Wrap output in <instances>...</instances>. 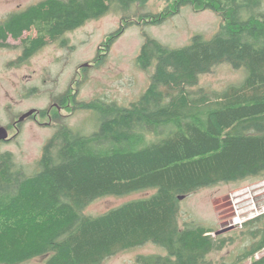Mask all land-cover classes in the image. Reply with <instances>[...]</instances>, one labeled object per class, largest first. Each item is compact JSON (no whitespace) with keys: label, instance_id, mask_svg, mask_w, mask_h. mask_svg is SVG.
<instances>
[{"label":"trees","instance_id":"trees-1","mask_svg":"<svg viewBox=\"0 0 264 264\" xmlns=\"http://www.w3.org/2000/svg\"><path fill=\"white\" fill-rule=\"evenodd\" d=\"M147 1L42 0L0 23V48H8L10 38L20 40L18 63L25 62L49 41L65 43L66 33L112 8L126 12ZM165 1V10L139 21L161 24L189 5L221 16L219 33L210 40L195 36L176 50L147 39L138 57L142 69L155 66L146 92L129 107L82 103L98 115L99 130L87 136L58 126L35 173L19 167L11 153L0 154V264L38 257H47V264H103L147 243L164 247L177 264H209L207 255L222 247L212 229L180 225L181 198L221 183L264 179V0ZM131 24L124 15L105 47ZM32 31L36 36L24 38ZM224 63L247 70L242 84L190 90ZM75 98L62 95L61 109L73 102L78 107ZM36 115L47 119L50 112L32 110L22 117ZM153 189L149 197L101 216L84 214L100 197ZM245 225L246 234L259 238L251 264H264V256L255 258L264 248V214Z\"/></svg>","mask_w":264,"mask_h":264},{"label":"rangeland","instance_id":"rangeland-1","mask_svg":"<svg viewBox=\"0 0 264 264\" xmlns=\"http://www.w3.org/2000/svg\"><path fill=\"white\" fill-rule=\"evenodd\" d=\"M40 1L0 0V23L11 13ZM167 7L165 0H148L144 5L135 4L126 12L112 8L105 16L66 33L63 36L65 43L49 41L21 63L18 60L23 55L22 42L10 38L9 47L0 48V127L9 133V140L0 143V154L11 153L19 167L28 174L35 173L44 146L58 126L67 125L87 136L99 130L98 115L82 109V103L103 102L129 107L146 92L155 66L142 69L138 66V57L147 39L176 50L189 45L195 36L212 39L223 23L217 13L211 10L197 12L189 5L182 6L161 24H142L139 21L143 16L157 15ZM124 15L129 16L132 24L107 49V38L120 28ZM30 36H36V31L24 34V38ZM247 75L246 69H235L224 63L216 66L212 73L201 76L198 86L190 90L222 91L228 86L242 84ZM65 94L76 96L79 106L73 102L61 109L60 98ZM47 109L50 112L47 119L39 115L33 119L22 117L32 110ZM56 114H59L55 119L58 123H51L50 118ZM18 121L23 122L17 126ZM155 192L153 189L100 197L84 210V214L101 216ZM180 212L182 227L191 223L204 226L213 230L215 239L217 231L234 225L233 230L218 236L226 245L215 248L206 257L209 264H234L241 260L250 244L252 248L253 243L259 241V238L252 239L246 234L248 227L245 224L264 214V179L248 178L203 188L181 200ZM148 248L144 252L156 251L153 245ZM136 250L121 252L103 264H136L137 253L143 252ZM262 256L264 251L257 253L255 258ZM22 264H47V257L34 258Z\"/></svg>","mask_w":264,"mask_h":264},{"label":"flooded vegetation","instance_id":"flooded-vegetation-1","mask_svg":"<svg viewBox=\"0 0 264 264\" xmlns=\"http://www.w3.org/2000/svg\"><path fill=\"white\" fill-rule=\"evenodd\" d=\"M19 124H20V121H18L16 125L18 126ZM8 140L9 138L7 140H1L0 143L6 142ZM215 241L218 242L220 245H222V247L226 245L222 238L217 237ZM150 245H153V248H155L156 251L155 252H144V251L149 250L148 247ZM159 247L162 248L164 251L162 252V250ZM136 249L143 250L142 253H137L138 256L135 259L136 264H177V262L179 261L178 258L176 259V257L173 256L164 247H161L158 244H154V243H147L142 246L132 247L122 252L125 253V252L133 251V250L137 251ZM262 251H264V248L258 253H261ZM258 259H261V257H258ZM241 261L245 263H242ZM234 264H251V244H250L248 251L242 256L241 260H239L238 262Z\"/></svg>","mask_w":264,"mask_h":264},{"label":"water","instance_id":"water-1","mask_svg":"<svg viewBox=\"0 0 264 264\" xmlns=\"http://www.w3.org/2000/svg\"><path fill=\"white\" fill-rule=\"evenodd\" d=\"M8 136H9V133H8V130L4 127H1L0 128V141L1 140H7L8 139ZM184 199V198H181V200ZM234 229V225L228 227V228H225V229H221L219 231H217L215 233V237H218L219 235L221 234H224V233H227L228 231H231Z\"/></svg>","mask_w":264,"mask_h":264},{"label":"bare ground","instance_id":"bare-ground-1","mask_svg":"<svg viewBox=\"0 0 264 264\" xmlns=\"http://www.w3.org/2000/svg\"><path fill=\"white\" fill-rule=\"evenodd\" d=\"M262 212V211H261Z\"/></svg>","mask_w":264,"mask_h":264}]
</instances>
